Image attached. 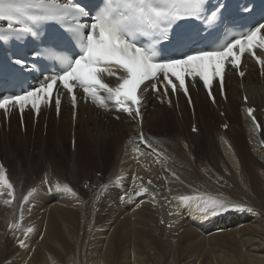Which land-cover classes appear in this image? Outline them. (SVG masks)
<instances>
[{"label":"bare ground","instance_id":"1","mask_svg":"<svg viewBox=\"0 0 264 264\" xmlns=\"http://www.w3.org/2000/svg\"><path fill=\"white\" fill-rule=\"evenodd\" d=\"M227 97L226 132L218 113L194 97L199 134L190 132L183 98L162 107L148 97L144 109L154 108L143 128L156 135L146 137L158 153L135 143V128L104 123L84 107L76 120L69 110L36 128L29 120L25 135L12 120L0 131L15 197L6 189L0 197V264H264V81L255 67L242 81L229 79ZM250 106L260 130L248 121ZM185 195L227 198L253 211L205 217L181 203ZM156 219L165 226L154 227Z\"/></svg>","mask_w":264,"mask_h":264},{"label":"snow or ice","instance_id":"2","mask_svg":"<svg viewBox=\"0 0 264 264\" xmlns=\"http://www.w3.org/2000/svg\"><path fill=\"white\" fill-rule=\"evenodd\" d=\"M207 4L208 0H98L93 11L78 0H0V22H4L0 26V41L23 40L29 36L36 38L39 35L36 30L38 26L54 22L69 34L65 40L71 49L70 54H63L66 50L62 49L61 54L54 57L61 69L46 76L37 87L0 96V110L7 114L10 108H18L23 121V113L29 105L39 116L43 103L54 106L59 115L61 99L55 95L59 88L62 87L71 97L74 109L77 105L75 90L81 88L85 97L91 98L98 106L107 107L108 101H111L118 111L142 123L143 101L140 93L149 86L154 91H161L155 83L158 80L164 85V97L169 94L168 87H171L173 94L180 89L189 97L191 104L187 78L192 79L193 86L197 78L202 81L209 97L215 102L212 82L218 78L223 94L226 67L230 65L239 71L244 53L256 59L264 75V59L257 57L255 52L257 48L264 51V22H258L246 32L231 34L222 43L215 42V46L195 50H179L190 39L181 35L176 41V51L169 54L164 52L161 45L172 39L171 33L179 22L189 19L201 21L206 29L220 22L222 6L209 11ZM83 18L88 19L84 21ZM141 37H146L149 42L142 43ZM14 64L22 69L28 67L21 58H16ZM239 75L243 77L245 73L239 71ZM104 76H114L116 85L105 83ZM173 77L178 83L173 82ZM148 82L153 83L149 85ZM101 92L105 95L101 96ZM161 102H164L163 99ZM168 103L171 105V100ZM252 114L253 109L249 108L248 115ZM256 127L260 125L256 124ZM196 130L194 127L193 131ZM140 140L142 143L146 140L142 132ZM5 189L7 195L14 199L13 185L6 176V169L0 164V196L4 195ZM66 190L72 191L70 188ZM33 191L35 189L28 196ZM142 191L146 193L148 189ZM72 195L75 196V193ZM28 196L23 198L25 202ZM12 199L4 202L10 205ZM179 199L186 205L194 204L205 217L253 211L239 202L222 197L185 195ZM11 227L15 231L17 225ZM27 231L31 232L32 228ZM19 246L25 248V241L21 240Z\"/></svg>","mask_w":264,"mask_h":264},{"label":"rangeland","instance_id":"3","mask_svg":"<svg viewBox=\"0 0 264 264\" xmlns=\"http://www.w3.org/2000/svg\"><path fill=\"white\" fill-rule=\"evenodd\" d=\"M189 114V113H188ZM189 127V126H188ZM188 127H187V129H186V132L188 131ZM160 138V137H159ZM260 161L262 162V163H264V161L262 160V159H260ZM97 176L99 177L100 176V174H97ZM97 177V178H98ZM82 187V188H81ZM86 185H80V188H79V191L82 193V194H85L86 193ZM85 188V189H84ZM85 190V191H84ZM157 220V221H156ZM155 221L158 223H155V224H153L154 225V227H160V226H165V223H161L160 222V220H158V219H156ZM160 222V223H159Z\"/></svg>","mask_w":264,"mask_h":264}]
</instances>
